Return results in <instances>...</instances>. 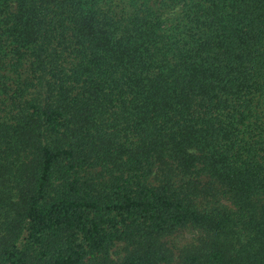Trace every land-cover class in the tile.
I'll return each instance as SVG.
<instances>
[{
	"label": "trees",
	"instance_id": "16d2710c",
	"mask_svg": "<svg viewBox=\"0 0 264 264\" xmlns=\"http://www.w3.org/2000/svg\"><path fill=\"white\" fill-rule=\"evenodd\" d=\"M0 264H264V0H0Z\"/></svg>",
	"mask_w": 264,
	"mask_h": 264
},
{
	"label": "rangeland",
	"instance_id": "374dc122",
	"mask_svg": "<svg viewBox=\"0 0 264 264\" xmlns=\"http://www.w3.org/2000/svg\"><path fill=\"white\" fill-rule=\"evenodd\" d=\"M190 236L191 235H189L187 232H183L182 235L180 234L178 237L175 238V240L176 242L181 244L180 242H187L190 239Z\"/></svg>",
	"mask_w": 264,
	"mask_h": 264
}]
</instances>
